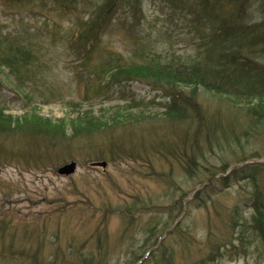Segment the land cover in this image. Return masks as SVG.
<instances>
[{"label":"rangeland","instance_id":"obj_1","mask_svg":"<svg viewBox=\"0 0 264 264\" xmlns=\"http://www.w3.org/2000/svg\"><path fill=\"white\" fill-rule=\"evenodd\" d=\"M107 1L0 0V32L27 58L0 68V264H264V119L178 86L190 117L170 120L165 87L110 71L187 69L205 45L264 64L263 40L226 39L232 25L264 35V0L214 14L212 0H111L102 18Z\"/></svg>","mask_w":264,"mask_h":264},{"label":"trees","instance_id":"obj_2","mask_svg":"<svg viewBox=\"0 0 264 264\" xmlns=\"http://www.w3.org/2000/svg\"><path fill=\"white\" fill-rule=\"evenodd\" d=\"M110 2L111 0H108L105 3L104 7L106 10L104 11L102 18L106 13L109 15L115 7V4H113L114 2ZM209 3L211 4L212 13L214 14L219 1L212 0ZM62 5L68 7L66 2H62ZM228 28V31L231 32V37L227 35L226 39L232 41V39L235 40L240 38L244 41V44H242L244 47L245 44L258 43L260 39L261 41H264V35L256 37L257 33H253L254 29L252 26L242 27L232 25ZM7 35L8 34L0 32V68L6 65L11 68L24 65L27 58L22 54L24 49L23 46H13L16 43H12V40L7 37ZM215 38L216 36H209L206 42L209 44V42L211 40L214 41ZM211 44H213V42ZM224 45H227L225 40L220 43V46ZM205 46L202 47V50L205 48L203 59L199 60V63L187 67V69H182L180 66L178 67L173 61L162 64V62L151 57L150 61L145 64L137 65L136 68L131 66L128 70L124 69L121 71L117 70L116 65L120 62L117 60V63L111 67L110 71L113 73L116 71V74L113 76L115 78H120L121 80H126V78H129L132 73H135L133 75L138 76L139 80H143L155 87H165L164 89L168 90V95L165 97L166 101L161 104H166L167 109L165 116L170 120L174 119L176 121H182L190 117V115L186 113L188 110L185 109L183 104L181 96L182 91L177 89L178 86H183L191 89V95L200 89L223 95L229 100H232L233 103H237L241 107L244 106L248 113L245 109L243 111L247 115L251 114V117L253 116L256 119V122H261L264 119V64L253 62L250 59L251 57L245 55L240 56V54L230 55L229 60L227 61L223 59L222 50L218 51L216 55H213L215 48L213 46L210 47V45H208L207 48ZM254 65H256V67H254ZM252 72L254 73V76ZM248 90L251 91L248 93ZM135 101L136 100H134V102ZM178 102H180V104H178ZM171 106L179 107L180 109H177V111H171ZM220 117L222 116L217 118V130L222 134H226V131H231V123H224ZM5 119L6 116L2 115V112L0 111V120H2L0 122L3 123V120L5 121ZM85 128L91 129L93 128V125L89 122H83V129ZM258 157L264 158V156ZM252 165L255 167L257 166L258 169H262L264 168V161ZM227 168L228 165L224 164L223 169L227 170ZM258 194L260 202L256 199L253 203L255 215L252 225L254 229L259 230L264 242V193L259 192Z\"/></svg>","mask_w":264,"mask_h":264},{"label":"water","instance_id":"obj_3","mask_svg":"<svg viewBox=\"0 0 264 264\" xmlns=\"http://www.w3.org/2000/svg\"><path fill=\"white\" fill-rule=\"evenodd\" d=\"M99 165L101 166H105L106 163L100 162ZM76 168V163L74 161H70L69 163L63 164L62 166H60L56 171L59 175H70L75 171Z\"/></svg>","mask_w":264,"mask_h":264}]
</instances>
